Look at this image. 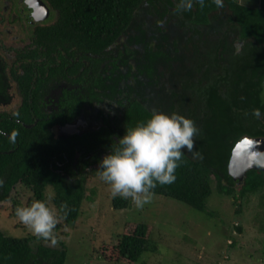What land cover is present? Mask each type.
Returning a JSON list of instances; mask_svg holds the SVG:
<instances>
[{"label": "trees", "instance_id": "obj_1", "mask_svg": "<svg viewBox=\"0 0 264 264\" xmlns=\"http://www.w3.org/2000/svg\"><path fill=\"white\" fill-rule=\"evenodd\" d=\"M48 1L59 10L58 23L51 30L61 31L62 41L84 46L80 48L84 53L108 56L115 70L118 61L128 63L132 58L137 62L134 79L138 75L140 79L136 80L135 95L134 88L127 84L124 88L122 135L112 132L109 137H122L126 129L149 119L154 110L183 115L199 128L195 147L202 158H193L185 149L175 181L157 185L155 196L203 213L213 192V179L218 191L234 200L261 192L264 202V172L250 170L236 184L228 171L231 151L242 137L264 138V116L257 119L252 115L254 108L264 114V5L224 0V7L217 8L212 0H205L203 8L194 3L190 11L176 12L179 0ZM154 16L157 19L153 21ZM102 60L93 59L94 63ZM113 69L110 79H123L121 72ZM110 88L119 90L116 84ZM47 123L31 129L18 122L0 123L4 133L0 132V179L4 181L0 202L6 201L17 185L31 194V202H46L45 190L50 187L51 205L68 227L77 221L87 199L84 179L64 167L72 161L78 138L70 144L54 139ZM102 140L96 135L94 144ZM109 144L111 151L116 144L112 139ZM59 164L68 177L58 170ZM65 202L69 209L66 217L60 211ZM111 204L115 210L129 206L128 200L119 196L113 197ZM123 228L126 230L113 245L120 260L136 264L143 254L156 251L146 224L125 223ZM32 242L39 243L35 250ZM43 242L48 241L35 235L10 238L0 232V264H65L64 244L58 240L55 249Z\"/></svg>", "mask_w": 264, "mask_h": 264}, {"label": "flooded vegetation", "instance_id": "obj_2", "mask_svg": "<svg viewBox=\"0 0 264 264\" xmlns=\"http://www.w3.org/2000/svg\"><path fill=\"white\" fill-rule=\"evenodd\" d=\"M58 19L59 10L48 0H0V123L18 122L31 129L48 121L54 139L70 144L77 137L72 161L64 167L83 180L109 153V140L116 144L118 137L108 135H122L124 88H134L135 95L140 75L134 79L137 62L132 58L118 61L115 70L108 56L84 53V46L62 41L61 31L51 30ZM94 58L103 60L94 63ZM110 69L123 79H110ZM115 84L120 92L111 91ZM96 135L103 140L94 144Z\"/></svg>", "mask_w": 264, "mask_h": 264}, {"label": "rangeland", "instance_id": "obj_3", "mask_svg": "<svg viewBox=\"0 0 264 264\" xmlns=\"http://www.w3.org/2000/svg\"><path fill=\"white\" fill-rule=\"evenodd\" d=\"M86 173L83 186L87 199L77 221L65 227L60 220L57 225L58 240L66 250L65 264H131L120 260L113 247L122 230H126L125 223L146 224L149 239L156 246L155 252L143 254L136 264H264L261 192L234 200L218 191L212 179L213 192L203 213L155 195L142 209L129 198L127 208L115 210L110 186L100 180L98 169ZM52 196L49 187L45 198L50 207ZM30 198L31 194L17 185L8 199L0 202V232L4 236H34L15 215L18 206L32 203ZM37 244L31 243L33 250ZM42 244L59 248L58 243L53 245L50 241Z\"/></svg>", "mask_w": 264, "mask_h": 264}, {"label": "clouds", "instance_id": "obj_4", "mask_svg": "<svg viewBox=\"0 0 264 264\" xmlns=\"http://www.w3.org/2000/svg\"><path fill=\"white\" fill-rule=\"evenodd\" d=\"M212 2L217 8L224 7V0ZM194 3L201 8L205 6V0H179L175 11H190ZM252 115L257 119L264 116L259 108H254ZM199 131L190 118L154 110L149 119L126 129L116 146H111V151L99 163V178L110 186L113 197L130 198L138 209H142L152 202L157 185L175 181L185 149L193 158H202V153L195 147ZM240 145L253 155L264 156V151L252 150L258 144L249 138H244ZM3 183L0 179V187ZM60 211L64 217L67 216L69 209L66 202L61 204ZM15 215L38 238L53 245L58 243L56 228L62 217L44 200L33 201L29 206H18Z\"/></svg>", "mask_w": 264, "mask_h": 264}, {"label": "water", "instance_id": "obj_5", "mask_svg": "<svg viewBox=\"0 0 264 264\" xmlns=\"http://www.w3.org/2000/svg\"><path fill=\"white\" fill-rule=\"evenodd\" d=\"M244 138H249L258 144L257 148L252 149L253 151H264V138L261 137L252 138L245 136L234 145L228 163V171L236 184H240L250 170H260L264 172V156L253 155V153L245 149L243 145L238 146Z\"/></svg>", "mask_w": 264, "mask_h": 264}, {"label": "crops", "instance_id": "obj_6", "mask_svg": "<svg viewBox=\"0 0 264 264\" xmlns=\"http://www.w3.org/2000/svg\"><path fill=\"white\" fill-rule=\"evenodd\" d=\"M239 3L247 6H257L260 7L261 5H264V0H238Z\"/></svg>", "mask_w": 264, "mask_h": 264}]
</instances>
